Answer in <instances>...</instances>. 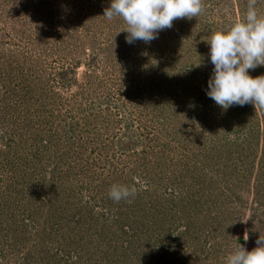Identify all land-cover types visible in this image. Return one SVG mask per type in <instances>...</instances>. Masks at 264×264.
<instances>
[{
    "label": "rangeland",
    "instance_id": "374dc122",
    "mask_svg": "<svg viewBox=\"0 0 264 264\" xmlns=\"http://www.w3.org/2000/svg\"><path fill=\"white\" fill-rule=\"evenodd\" d=\"M248 2L202 0L129 45L125 21L103 16L111 0H0V63L29 60L0 70V264H227L257 246L264 107L206 94V40ZM29 77L31 106L15 92ZM113 185L136 195L116 202Z\"/></svg>",
    "mask_w": 264,
    "mask_h": 264
},
{
    "label": "clouds",
    "instance_id": "9594fccd",
    "mask_svg": "<svg viewBox=\"0 0 264 264\" xmlns=\"http://www.w3.org/2000/svg\"><path fill=\"white\" fill-rule=\"evenodd\" d=\"M256 5L257 0H249L243 19L215 31L206 40L214 65L206 94L224 110L247 104L264 107V75H250V70L264 66V15ZM202 11V0H111L103 16L125 21V39L131 45L136 41L151 43L160 32L171 29L175 20L192 19ZM136 192L135 187L113 185L109 195L119 202L134 197ZM256 244L251 250L243 246L234 250L227 264H264V237H259Z\"/></svg>",
    "mask_w": 264,
    "mask_h": 264
},
{
    "label": "trees",
    "instance_id": "16d2710c",
    "mask_svg": "<svg viewBox=\"0 0 264 264\" xmlns=\"http://www.w3.org/2000/svg\"><path fill=\"white\" fill-rule=\"evenodd\" d=\"M28 61L29 60H28L27 57H23V62L22 63H18V64L17 63H14L13 67H12V65L10 63H7V62L6 63L3 62L2 64L0 63L1 73L4 74L6 72L5 74L8 75L9 72L11 73L13 70L14 71L15 70L22 71V68H24L25 66L28 65ZM89 61H91L90 63L95 62V56H93L91 58V60H89ZM15 64H17V65L15 66ZM72 70L73 69L72 68H69V67H66V68L65 67H61V68H59V69H57L55 71V73H54L55 74L54 79H56L59 83H62L64 85H67L69 83H72V76H71V74L73 73V72H71ZM10 80H11V78L9 79V81ZM29 80H30V77L27 78V79L21 80V84H20V87H19L21 89L18 88V90H16L15 92L17 93V95L20 94V97L19 98H20V101L21 102H23L24 104H27L28 106L29 105L31 106V105H34L35 101H34V96L31 95V93H30V92H32V89L30 88V84H29L30 81ZM31 87H33V86H31ZM4 93H7V91L5 90ZM1 97H3V94L0 93V98ZM124 133L126 135H128L127 132H124ZM130 136L131 137H135V135H130ZM130 136H129V138L132 139ZM135 141H138V140H135ZM126 145L127 146H126V148H124V150L130 149V144H126ZM120 225H121V229L126 228L125 227L126 224L122 223ZM128 227H130V226H128Z\"/></svg>",
    "mask_w": 264,
    "mask_h": 264
}]
</instances>
